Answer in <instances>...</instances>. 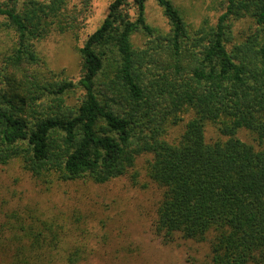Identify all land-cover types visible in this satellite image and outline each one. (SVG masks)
<instances>
[{"label": "trees", "instance_id": "obj_1", "mask_svg": "<svg viewBox=\"0 0 264 264\" xmlns=\"http://www.w3.org/2000/svg\"><path fill=\"white\" fill-rule=\"evenodd\" d=\"M147 1H110L78 49L74 81L36 44L76 34L90 0H0V167L17 161L48 189L106 183L148 154L159 190L152 230L164 245L207 241L206 264H264V0H224L214 22L198 24L173 0H154L166 31L147 21ZM67 237L56 218L11 210L0 264H83L87 248Z\"/></svg>", "mask_w": 264, "mask_h": 264}, {"label": "rangeland", "instance_id": "obj_2", "mask_svg": "<svg viewBox=\"0 0 264 264\" xmlns=\"http://www.w3.org/2000/svg\"><path fill=\"white\" fill-rule=\"evenodd\" d=\"M110 1L90 0L84 24L76 34L53 32L37 42V49L50 69L74 81L79 78L78 49L100 24ZM173 1L185 13L188 22L198 24L203 19L214 22L224 0ZM145 10L151 25L164 31L168 29L162 8L154 0L146 2ZM249 23L248 19L233 21L234 31L237 33ZM140 38L133 36L135 43H140ZM79 94L77 90L73 96L76 98ZM187 119L188 116H184V121ZM181 131L182 123L172 128L169 136L175 137ZM205 135L209 140L216 137L217 132L207 125ZM239 136L243 140L249 137L246 130H241ZM149 159L148 154L138 156L130 174L106 183L81 179L57 182L48 189L38 185L19 162L14 161L0 167V221L11 210L28 209L37 210L46 218H56L67 230V246L82 244L87 248L88 256L83 264H206L209 259L207 241L177 239L164 245L153 233L159 190L146 176ZM132 175H136L135 182Z\"/></svg>", "mask_w": 264, "mask_h": 264}]
</instances>
